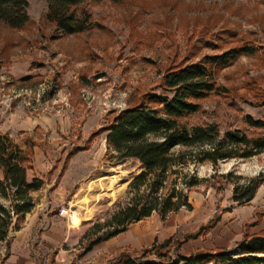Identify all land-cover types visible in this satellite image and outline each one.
Returning a JSON list of instances; mask_svg holds the SVG:
<instances>
[{"label": "rangeland", "instance_id": "rangeland-1", "mask_svg": "<svg viewBox=\"0 0 264 264\" xmlns=\"http://www.w3.org/2000/svg\"><path fill=\"white\" fill-rule=\"evenodd\" d=\"M28 3L25 27L0 22V133H8L26 152L29 179L56 181L31 192L32 213L40 209L38 219L30 230H10L8 241H0V264H106L123 248L139 251L155 240L190 233L198 218L190 220L189 209L181 207L165 221L154 212L132 222L124 236L85 250V227L75 222L79 212L89 208V194L111 199L99 216L102 222L135 193L126 185L127 174L111 166L101 129L111 111L136 103L147 91L160 92L162 75L172 64L248 43L255 47L254 54L218 69L215 80L223 90L201 100L200 110L184 121L213 123L218 137L236 129L248 137L264 136V127H252L245 120L249 116L264 121V0L86 1L80 7L90 13L94 26L70 35L57 34L45 21L46 0ZM201 148H172L175 154L184 151L187 160L166 173L161 195L176 187L187 194L196 214L208 212L209 218H216L220 211L239 205L232 200L235 184L264 177V151L214 166L191 158L190 152ZM97 169L117 172L98 188L82 181ZM59 183L64 197L55 201ZM79 190L82 204L73 198ZM138 193L152 195L146 185ZM254 196L252 204L263 212L264 182ZM64 204L76 211L75 219L73 214V219L54 216ZM183 213L187 218L180 216ZM217 242L207 235L187 246L211 247ZM234 245L229 243V251Z\"/></svg>", "mask_w": 264, "mask_h": 264}, {"label": "trees", "instance_id": "trees-1", "mask_svg": "<svg viewBox=\"0 0 264 264\" xmlns=\"http://www.w3.org/2000/svg\"><path fill=\"white\" fill-rule=\"evenodd\" d=\"M86 1L102 0H46L44 19L59 35L87 31L94 23L90 13L80 7ZM28 6V0H0V22L15 29L25 27L29 22ZM255 51V47L247 43L219 53L205 54L197 61L172 64L162 75L160 92L147 91L136 103L109 113L101 130L105 132L110 164L127 174L126 185L135 193L128 203L119 206L102 222L99 216L105 212V205L111 199L89 194L91 204L87 210L79 212V219L75 222L76 226L85 227L81 236L85 250L125 231L130 223L154 211L165 218L181 207L191 208L187 194L176 187L161 195L166 173L175 171L173 166L183 165L187 160L184 151L175 154L173 147L180 145L190 150L203 147L190 152L191 158L209 161L214 166L220 160L249 158L264 151V136L248 137L236 129L218 137L217 126L213 123L188 125L184 121L200 110L201 100L223 90L215 80L218 69L233 64L241 55H251ZM245 120L252 127H264L261 119L247 116ZM27 163L26 152L8 133H0V241L7 242L9 231L21 228L26 213L34 206L31 192L44 184L41 177L28 178ZM116 172L97 169L82 181L86 184L92 182L98 188ZM263 182L264 177L247 179L242 185L235 184L232 200L239 205L249 202ZM144 185L152 195L138 193ZM113 191L101 190L100 194H112ZM214 221L210 220L182 238L155 241L139 251L122 250L106 264H264V229L259 233H245L230 251L181 252L183 243L201 236L213 226Z\"/></svg>", "mask_w": 264, "mask_h": 264}, {"label": "crops", "instance_id": "crops-1", "mask_svg": "<svg viewBox=\"0 0 264 264\" xmlns=\"http://www.w3.org/2000/svg\"><path fill=\"white\" fill-rule=\"evenodd\" d=\"M43 180L45 181V183L43 185L53 184L54 181H56L55 178L49 179V180H46L43 178ZM61 184L62 183H59L56 186L58 192H57V196L55 197V201H57L59 198L61 199L62 197H64V193L62 191L63 185L61 186ZM74 197H78L77 200L81 204L84 203V199H83L84 195L82 194V192H80V190L78 192H76L75 194H73V198ZM73 198H72V200H70V202L74 201ZM254 198H255V196L249 202H247L245 204L231 205L230 207H228V209L220 211L216 218H213V217L209 218L208 212H206V216H201L200 214H196L195 212L198 210L196 208L192 209V203L188 202L191 205V208H187V209H189L187 211L188 216L185 215L184 213L181 214L180 216H183V218H185L187 216L190 218V220L194 219L193 218L194 216H197L198 220H197V224H196L197 226L190 233H187V234L194 233L201 226L206 225L210 220L214 219L215 221H214L213 226L210 227L207 231H205L201 236H198V237L193 238V239H189L188 241L183 243L181 246V250L185 251L184 253H192L196 250H205V251H214L216 249L229 250V248H228L229 243L235 242L234 246H236L238 244V242L243 238L245 233H248V234L259 233L261 230L264 229V211L262 212L259 210L261 207L260 205L252 204ZM33 210H34V207L32 208V210L30 212L26 213L24 220L21 224V228L19 230H17L16 232H19V234H23L24 232L30 230L34 226V224L36 223V220L38 219V214H39L40 209L37 206L35 209V212L32 213ZM179 211H180V209L175 211V212H171L168 215H170L172 213L178 214ZM154 212H156V211H154ZM154 212H152V213H154ZM152 213L147 217L152 216ZM72 214H73L74 219H75L76 218V211L75 212L72 211L70 205L64 204L63 206L59 207V209L57 210V213H55L54 216L55 217L57 216V217H69V218H71ZM168 215L165 218H162L160 216V218L162 219V221H165L167 219ZM147 217H145V218H147ZM71 219H73V218H71ZM178 220H180V219H178ZM139 221H142V219L138 220L137 222H139ZM193 221H195V219ZM130 224H132V223H130ZM128 226H127L125 231H123V232H121V233H119V234H117V235H115V236H113L107 240L119 238L122 235L124 236V234H127V232L130 231ZM136 233H138V232H136V230H135V234ZM207 235H211V236L215 237L216 239H219V242L216 243V246L209 247V246H202L200 244L195 245L191 248L187 246L188 243H190L192 241H196V240L198 241L200 238H203ZM167 238H164L163 240H165ZM137 240H139V237L137 238ZM163 240H161V241H163ZM155 241L160 242L157 240H155ZM155 241H153V242H155ZM123 249H125V248H123Z\"/></svg>", "mask_w": 264, "mask_h": 264}, {"label": "water", "instance_id": "water-1", "mask_svg": "<svg viewBox=\"0 0 264 264\" xmlns=\"http://www.w3.org/2000/svg\"><path fill=\"white\" fill-rule=\"evenodd\" d=\"M121 176H125V175L123 174V175H121Z\"/></svg>", "mask_w": 264, "mask_h": 264}, {"label": "bare ground", "instance_id": "bare-ground-1", "mask_svg": "<svg viewBox=\"0 0 264 264\" xmlns=\"http://www.w3.org/2000/svg\"><path fill=\"white\" fill-rule=\"evenodd\" d=\"M256 169H258V168H256Z\"/></svg>", "mask_w": 264, "mask_h": 264}]
</instances>
